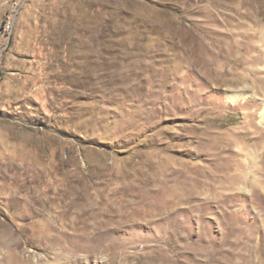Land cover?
<instances>
[{
	"label": "rangeland",
	"instance_id": "obj_1",
	"mask_svg": "<svg viewBox=\"0 0 264 264\" xmlns=\"http://www.w3.org/2000/svg\"><path fill=\"white\" fill-rule=\"evenodd\" d=\"M11 4L0 264H264V0Z\"/></svg>",
	"mask_w": 264,
	"mask_h": 264
},
{
	"label": "bare ground",
	"instance_id": "obj_2",
	"mask_svg": "<svg viewBox=\"0 0 264 264\" xmlns=\"http://www.w3.org/2000/svg\"><path fill=\"white\" fill-rule=\"evenodd\" d=\"M22 1H23V0H12V4H11V6L15 8L16 6H18L19 4H21ZM237 97H238V95L229 96V98H231L233 101H236V98H237ZM230 101H231V100H230ZM261 114H264V107H263V111L261 112ZM261 116H262V115H261ZM261 116H260V117H261ZM252 124H253V123H252ZM248 126H249V125H248ZM247 128H248V127H247ZM246 133H247V132H246ZM256 137H257V136H256ZM226 146H227V145H226ZM263 147H264V145H263ZM229 148H230V147H229ZM232 149H233V148H232ZM232 149H231V150H232ZM228 151H230V149H229ZM220 152H221V151H220ZM222 152H223V151H222ZM231 152H232V151H231ZM206 154H207V153H206ZM214 154H217V153H214ZM233 154H234V153H233ZM241 154H242V153H241ZM249 154H250V153L248 152V153H247V156H252V159H251V160H253V159H254V161L257 160V158H256L254 155H249ZM219 155H220V153H219ZM226 156H227V155H226ZM226 156H225V157H226ZM247 156H246V157H247ZM221 157H223V156H221ZM233 157H234V156H233ZM237 158H238V157H237ZM203 159H204V158H203ZM218 159H219V158H218ZM222 159H223V158H222ZM233 159H234V158H233ZM241 159H242V158H241ZM247 159H249V158H247ZM207 160H208V159H207ZM207 160H206V161H207ZM225 160H226V159H225ZM225 160H224V161H225ZM201 161H202V160H201ZM203 161H204V160H203ZM213 161H214V160H213ZM227 161H228V160H227ZM237 161H238V159H237ZM243 161H244V159H243ZM248 161H249V160H248ZM257 161H258V160H257ZM257 161H256V162H257ZM233 162H235V161H233ZM238 163H239V162H238ZM226 164H227V163H226ZM244 164H246V163H244ZM247 164H249V163H247ZM252 164H253V163H252ZM228 165H231V164H228ZM234 165H235V164H234ZM241 165H243V164H241ZM251 166H252V165H251ZM247 167H248V165H247ZM259 168H260V167L258 166L257 169H259ZM236 169H238V168H236ZM246 169H247V168H246ZM260 169H261V168H260ZM194 170H195V169H194ZM205 170H206V169H205ZM255 170H256V169H255ZM219 173H220V172H219ZM238 173H239V172H238ZM240 173H241V172H240ZM251 173H252V172H251ZM235 174H236V173H235ZM188 175H189V174H188ZM216 175H217V174H216ZM251 175H252V174H251ZM255 176H256V174H255ZM229 177H230V176H229ZM232 177H233V176H232ZM249 177H250V176H249ZM204 178H205V177H204ZM238 178H239V177H238ZM193 180H194V179H193ZM226 180H227V179H226ZM237 180H238V179H237ZM237 180H236V181H237ZM246 180H247V179H246ZM215 181H217V180H215ZM257 181H258V180H257ZM194 182H196V181L194 180ZM246 183H247V182H246ZM259 183H262V182L259 180ZM263 183H264V182H263ZM251 185H252V184H251ZM219 186H220V185H219ZM229 186L231 187V185H229ZM261 186H262V185H261ZM263 187H264V185H263ZM263 187H260V188H263ZM194 188H195V187H194ZM222 188H223V187H222ZM233 188H234V187H233ZM236 188H237V187H236ZM250 189H251V188H250ZM247 191H249V190H247ZM251 191H253V190H251ZM253 192H254V191H253ZM217 193H218V192H217ZM257 193H258V192H257ZM226 194H229V193H226ZM234 194H235V193H234ZM234 194H233V195H234ZM260 194H261V193H260ZM195 195H196V194H195ZM221 196H222V195H221ZM236 196H237V195H236ZM253 196H254V195H253ZM262 196H263V195H262ZM225 197H226V196H225ZM229 197H230V196H229ZM254 197H255V196H254ZM226 198H227V197H226ZM232 198H233L232 201H234V197H230L229 200H231ZM260 198H261V197H260ZM262 198H263V197H262ZM220 199H221V198H220ZM199 200H200V199H199ZM226 200H227V199H226ZM239 200H240V199H239ZM255 200H256V198H255ZM256 201H257V200H256ZM209 203H211V201H210ZM199 204H200V203H199ZM235 204H236V203H235ZM206 206H207V204H206ZM211 206H212V205H211ZM225 207H226V206H225ZM177 208H178V207H177ZM207 208H208V207H207ZM174 209H176V208H174ZM184 209H185V208H184ZM184 209H183V210H184ZM180 210H182V209H180ZM180 210H179V211H180ZM176 211H178V210H176ZM188 212H189V211H188ZM190 212H191V211H190ZM229 218H230V217H229ZM220 222H221V221H220ZM229 223H230V222H227V221H226V224H229ZM229 227H230V226H229ZM229 227H228V229H229V230H228V233H230V231L233 230V227H232V226H231V228H229ZM226 233H227V232H226ZM231 233H232V232H231Z\"/></svg>",
	"mask_w": 264,
	"mask_h": 264
},
{
	"label": "built area",
	"instance_id": "obj_3",
	"mask_svg": "<svg viewBox=\"0 0 264 264\" xmlns=\"http://www.w3.org/2000/svg\"><path fill=\"white\" fill-rule=\"evenodd\" d=\"M11 22H12V20H11Z\"/></svg>",
	"mask_w": 264,
	"mask_h": 264
}]
</instances>
